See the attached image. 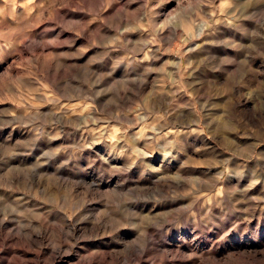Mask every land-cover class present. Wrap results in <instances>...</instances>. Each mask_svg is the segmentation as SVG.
Returning a JSON list of instances; mask_svg holds the SVG:
<instances>
[{"label": "rangeland", "instance_id": "374dc122", "mask_svg": "<svg viewBox=\"0 0 264 264\" xmlns=\"http://www.w3.org/2000/svg\"><path fill=\"white\" fill-rule=\"evenodd\" d=\"M0 264H264V0H0Z\"/></svg>", "mask_w": 264, "mask_h": 264}]
</instances>
